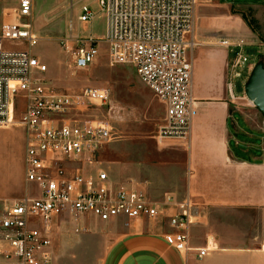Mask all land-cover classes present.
Wrapping results in <instances>:
<instances>
[{"label": "built area", "instance_id": "1", "mask_svg": "<svg viewBox=\"0 0 264 264\" xmlns=\"http://www.w3.org/2000/svg\"><path fill=\"white\" fill-rule=\"evenodd\" d=\"M200 0H97L94 9L82 2L77 20L92 23L104 12L106 32L102 38L92 32L69 30L61 39L78 69L90 67L107 44L111 66L133 67L141 81L165 108L157 132L159 142L186 140L192 131L195 101L192 93L196 8ZM74 3L71 8L73 9ZM34 0H19L16 20L0 16V127L21 125L26 129V179L37 186L36 193L19 199H0V261L3 264H52V222L55 217L94 215L101 220L155 219L170 206L180 209L169 215L172 231L164 234L183 264H198L209 247H194L190 226L198 211L190 200L178 204L168 195L164 201L151 199L138 188L116 185L108 172L83 174L75 165L91 158L113 137L112 125L86 115L91 105L110 99L108 87H86L79 92L56 90L38 75L48 70L29 49H8L6 44H32L36 35L26 19L33 15ZM225 47L239 48L231 59L232 79L240 77L250 58L243 40L221 38ZM232 99L237 96L232 81ZM24 105V106H23ZM22 112L17 116L18 107ZM1 263V262H0Z\"/></svg>", "mask_w": 264, "mask_h": 264}, {"label": "crops", "instance_id": "2", "mask_svg": "<svg viewBox=\"0 0 264 264\" xmlns=\"http://www.w3.org/2000/svg\"><path fill=\"white\" fill-rule=\"evenodd\" d=\"M222 17L221 21L226 23L227 15ZM210 24L207 16L198 23L196 15L194 38L199 44L193 51L195 108L191 135L186 140L161 141L176 144L171 154L180 156L176 161L177 174L170 180L153 177L143 182V187H130L145 191L159 202L168 195L178 204L187 199L191 201L198 211L189 229L191 245L209 247L198 264H264V115L248 103L241 104L240 96L231 98L228 84L232 81V47L218 42L221 38L239 40L231 37L227 27L214 29ZM12 130L19 131L14 134L19 136L21 165L16 170H8L9 160L0 156V169L2 166L6 169L4 175H0V199L22 198L31 184L26 179V129L21 125L0 127L3 134ZM2 138L0 147L15 143L10 134ZM179 209V205L167 207L164 214L155 219L104 221L91 214L77 218L71 215L55 217L51 230L52 264H67L62 261L66 251L56 249L54 244L57 221L65 217L84 222L94 217L99 221L90 224L94 234L101 233L103 226L114 232L116 240L110 244L101 264H183L181 255L164 239V234L173 230L169 215ZM211 209L258 210L261 217L248 231L231 222H223L224 228L217 229L208 212ZM82 244L81 250H86L92 248L93 242H76V246Z\"/></svg>", "mask_w": 264, "mask_h": 264}, {"label": "rangeland", "instance_id": "3", "mask_svg": "<svg viewBox=\"0 0 264 264\" xmlns=\"http://www.w3.org/2000/svg\"><path fill=\"white\" fill-rule=\"evenodd\" d=\"M82 2H88L94 9L98 7L97 0H34L33 15L25 22L31 24L37 39L32 44L7 43L6 48L29 49L33 55L47 64L48 70L38 76L50 82L56 90L71 93L79 92L86 87L110 89V99L106 104L91 105L85 113L93 119L109 122L113 127L112 140L91 158L82 157L75 165L76 170L91 175L105 170L119 186L143 187V182L153 177L170 180L177 174L176 161L180 156L171 154V151L176 149L174 142H159L156 137L165 117V108L157 95L141 81L133 67L109 64L106 43H100L101 55L86 69L75 68L71 64V55L60 43L69 30L71 19L75 31L82 34L92 32L100 38L104 36L106 32L104 12H101L92 23L82 24L77 20ZM72 3L74 6L70 9ZM18 5L19 0H0L1 18L7 21L16 20L15 10ZM223 14L228 17L226 23L221 21L224 19ZM196 15L198 23L207 16L211 23L209 27L214 29L227 27L232 33V38L244 41L245 46L241 50L250 60L245 68L239 69L243 74L232 79L233 90L237 98L240 96L238 101L241 104L248 103L250 107H255L246 96L245 85L255 65L259 62L264 63V0H200ZM238 50L239 48L232 47V58ZM23 106L17 109L18 117ZM14 132L19 131L12 130L4 134H10L15 143L12 146L1 144L0 147L1 158L9 160L8 170H16L21 165L19 136ZM4 134L0 133L1 143ZM5 171V167L2 166L0 175H4ZM29 190L30 193H36L37 186L30 184ZM208 212L212 215V225L217 229L224 228L223 222H231L248 231L251 225L253 227L257 225L261 217L260 211L249 209L229 211L211 209ZM93 222L99 223L94 217L87 218L85 222L68 217L57 221L54 244L56 249L66 251V256L62 258L64 263H102L110 244L116 239L109 227L103 226L101 233L94 234L90 229ZM77 241H91L92 248L81 250L85 243L76 246Z\"/></svg>", "mask_w": 264, "mask_h": 264}, {"label": "water", "instance_id": "4", "mask_svg": "<svg viewBox=\"0 0 264 264\" xmlns=\"http://www.w3.org/2000/svg\"><path fill=\"white\" fill-rule=\"evenodd\" d=\"M245 93L252 104L264 115V63L259 62L253 68Z\"/></svg>", "mask_w": 264, "mask_h": 264}]
</instances>
